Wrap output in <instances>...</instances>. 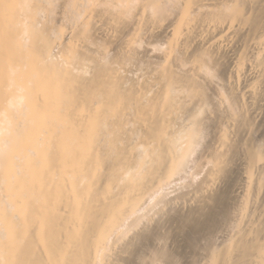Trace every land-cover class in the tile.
<instances>
[{"label":"bare ground","instance_id":"obj_1","mask_svg":"<svg viewBox=\"0 0 264 264\" xmlns=\"http://www.w3.org/2000/svg\"><path fill=\"white\" fill-rule=\"evenodd\" d=\"M263 130L264 0H0V264H264Z\"/></svg>","mask_w":264,"mask_h":264},{"label":"rangeland","instance_id":"obj_2","mask_svg":"<svg viewBox=\"0 0 264 264\" xmlns=\"http://www.w3.org/2000/svg\"><path fill=\"white\" fill-rule=\"evenodd\" d=\"M264 131V130H263ZM260 133H264V132H260ZM195 248V247H194ZM196 249V248H195ZM191 249L190 250L188 249L187 252H186V255L184 258H182L184 260H182V264H193L194 262L198 261L199 260V255L197 254L198 253V250L196 249ZM195 250V251H194ZM196 254V255H195ZM190 257V258H189ZM188 258V259H187ZM187 261V262H186Z\"/></svg>","mask_w":264,"mask_h":264}]
</instances>
